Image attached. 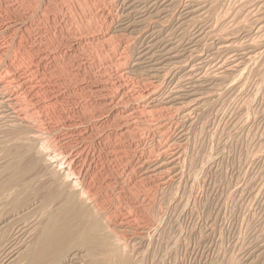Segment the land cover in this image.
Wrapping results in <instances>:
<instances>
[{"label": "rangeland", "instance_id": "374dc122", "mask_svg": "<svg viewBox=\"0 0 264 264\" xmlns=\"http://www.w3.org/2000/svg\"><path fill=\"white\" fill-rule=\"evenodd\" d=\"M130 1L131 0H128L129 3H130ZM137 1H136V3H132V5H130L131 3L129 4L127 2V0H49V1L48 0H0V49H2L4 51V53L6 54V55L4 54V56H5V59H4L5 64L6 63L9 64V65L11 64L13 67L15 66V68L19 69L18 70L19 72H25L26 75H24V73H22V74H20V76L25 78V79L27 77L28 81H30L31 77H32L33 79H32L31 82L32 83L33 82L36 83V85H38V83H39L40 86L45 88L46 87L45 85H47L49 83L48 85L52 89V90L50 89L51 90L50 94L53 93L54 96L56 95V97L59 98L58 99L59 102L57 101V103H54L52 105V107H51V109L53 108L54 110L53 109L49 110V108H44L45 106L42 107V110L41 109L34 110L33 108L31 110L27 109L28 113L30 111V114H28V117L31 118L30 119L31 122H34V125L37 126V128L38 127L40 128V129L38 128V131L42 130L41 131L42 134L39 132L40 137L43 135L42 137L45 138V139L42 138V137L40 138L41 140L43 139L40 142V145L43 146L44 148H45V146L46 147L48 146L47 149L51 148V150L57 151V152H59L61 147H62V149H63V150L61 149V151H62L61 153L62 154H65L66 152H68V150H72V145L74 146L73 147L74 149L75 148L76 149H82L83 152H85V153L86 152L91 153L92 151H94V149H96L97 151L96 150H95L96 152L94 151V156H97L98 154L100 156V155H103L105 152L109 151V150H107V145H106L107 141H105V140H103L101 138V137H107V138H109L108 139L109 142H112V141L114 142L113 144H117V145H119V144L120 145L121 144L122 145L123 144L124 145L129 144V145H131V149H128V150H126V149H127V147L129 145H127V146L123 145L125 147V150H123V151H125L127 153L126 157H129V155L130 156L132 155L133 157L135 156L134 159L139 158L140 157L139 156L140 152H143V151H145L144 155L148 154V156H150V158H158V157L162 158V157L166 156L165 158L167 160H168L169 157H170L169 159H171V157H173L170 153H172L174 155L177 152V149H179V148H180L179 150L181 152L182 151L183 152L186 151L184 153L183 152L181 153V157H180V160H179V162H180L179 165H180L182 174H180V176L179 175L176 176V175H173V174L170 175V171H169V173H167L168 172L167 171L165 173V179L166 180L164 181L165 184L163 183L164 185H162L160 183L162 181H160L158 183L157 180H154V179H153L154 180V184H153L152 183L153 180H152L151 177H147V178H145L147 180H145L141 176H138L139 174H137V169H136L138 166H136V165L133 166V169H134L133 172L135 171L133 173V175H134L133 177H135V178H133V180H135L137 182L136 183L134 181L135 186H137L135 188L137 189L138 192L141 191V193H139L140 195L142 194L144 197H146L148 195L150 197L149 198L147 196L146 197V202L143 203V205H146V206H143L141 201L139 202L138 205H140V204L142 205V207H140L141 205L139 206V209L142 208L141 210H139V211H141L139 213V217H140L141 220L137 219V223L132 222L133 225H135V224L139 225L142 221L144 223H146L145 221L148 222V220H149V222L147 224H149V225L152 224L151 223L152 222L151 220L153 218L152 215H155V214H152V213H154V212L155 213H157V212L159 213V216H160L161 221H162L161 222L162 224L160 225V228L157 230V233L154 234L153 237H150V239H152V238L153 239L152 240L149 239L148 243L142 244L139 239H136V240L133 241V244H134L133 245L134 246V250L132 251V260H133V262L135 260L136 261L139 260V258H140L141 264H148V263H150V264H153V263L154 264H232V263L233 264H239V263L240 264H252L253 262L256 263V264H264V251H263L264 250V78H263L264 75H262V74H264V64H263L264 61L261 59L258 62H261L262 64L257 62L255 65H253V69L251 67L252 70L249 69L248 70L249 72L247 71V73L249 75H247L246 80L247 79L248 80L247 81L245 80V83L243 85V89L245 91L242 88L241 89L244 92L243 91H237L236 94H239V95L236 96V97H239L238 99L236 98L237 101H235V95H236L235 92H232V94L228 93L227 94L229 96L228 97L226 94H222V93L220 94L219 86H218V88L216 87L215 89H216V91L219 94L218 97H220V98H217V100L215 99V102L213 104L214 106L210 105L211 107L210 108L208 107L207 109H205V111H202V113L201 112H196V113H194L193 115L190 116V120L194 119L192 121L193 125H191L190 129H189L188 125L181 129V127H182V123L180 122L181 118L179 116L178 117L174 116L171 119V122L173 123V125L167 123V124H165V127H163V129L157 130L158 126H156V125L159 124V122H157V121H158V119H159V121L161 120L160 118H157L158 117L157 115H160L161 113L155 112L157 110L159 111V109L155 110L156 106H157V108H159L158 106H160V105L158 103H160V99H162L163 97L167 96L165 94L171 93L173 91L172 89H174L173 88L174 85H172L170 80L173 77V74L176 75L178 72H175L176 71L175 69L172 70L171 71L172 73L171 72L169 73V76L166 79V82L164 81V83L157 84V82L155 80L153 81V79H151L150 77H148V81H145V83L147 82L146 84H149L148 85L149 87L145 86L146 88H148L147 90L153 89V87H155L154 85H158V87L161 86V89H162L163 92L161 91V95H160V97L157 98L156 101H154L155 103L153 101L151 102V100L143 99V96L141 97V91H143V90L146 91V88L144 87V83L141 82L138 78H136L137 77L136 75H134V74L131 75L132 73L130 74L128 72V70H126V69H128L131 66V62H132L131 60H134L136 53L139 51L140 48H142V46L144 47V44L142 43V41H140L139 43H138V41H136V39L138 38L136 34L133 35L132 33H129V32L127 33L126 32L125 34H128L129 36L125 35V34H124L125 35L124 36L123 33L121 34V32H120V34L116 33V29H115L116 28L115 26H117V23L119 21H124V22L130 21V22H132L135 19H136L135 21L139 20L138 17L135 16L136 14H134V11L132 13H130V15L132 14V16H130L131 18L129 17V19H132V20L123 19L125 15H128V12H129L128 8H130V6H133L134 9H137V8L139 9L140 8L141 9L140 12H141V14L144 15L145 18H146V16L149 17V15L152 16V14H147V12H149V10H150V12L153 11V9H154L153 8L154 7L153 4L143 5V3H141V1L140 2H137ZM160 1L161 0H157L156 1L155 7H160L161 6L160 5ZM187 2H186V0H178V1L176 0V2H175L176 4H174V5L172 4L170 6L169 13H168V15L165 18L164 17L163 18L162 17H160V18L150 17L147 20V22L150 20V22L153 23L157 19H160V20H157L156 22H158L161 26L170 27V28L174 29V27L172 26L173 25V21H174V19L179 18V15H182V10L186 7ZM138 4H139V6H138ZM143 6H144V8H143ZM145 7L146 8L148 7V9L149 8L150 9L148 10ZM173 7H175V8H173ZM237 8L238 9L240 8V9L238 10ZM247 8L248 9L250 8V10H248ZM143 9H146V11L143 10ZM257 10L255 8H252L250 5H246L244 0H233V1L232 0H227V2H225L224 6L219 8V10L216 11L215 19H217L218 22L215 20L216 23H214V25L216 26V29L220 30L223 33H225L226 31H228L226 33L232 32V30H229V29L234 28L235 26H237L236 23H240L243 20H247V19L250 20L251 16L254 13H256ZM144 11H145V13H144ZM121 14H123V15H121ZM101 16H102V18H101ZM119 17L121 18V20H120ZM152 18H153V21H152ZM168 18H169L170 21L168 20ZM80 19L82 21H79ZM89 19H90V21H89ZM150 22H148L149 25H148V23H145L146 25L144 24L145 27H143V28H145V30L147 29L146 31H148L152 27V25H151L152 23H150ZM165 23H166V25H165ZM167 23H170V24H167ZM147 25L150 28H148ZM192 29L191 30L189 29L190 31L188 30L191 33H189L187 31L188 33H186V35L187 34L188 35L186 37L189 39L190 37H195L198 34H200L201 37L203 36V38H205L204 41H202L204 43L201 42L200 43L201 45L199 44L197 46L198 48L193 46L192 49L193 48H195V49H193V50L191 49L192 51L189 50L190 53L187 50L188 52L186 51V53L184 54V56L186 57L185 60L187 62L185 60H182L184 57H182L180 59L181 61L179 60L180 62L185 61V62H183L182 65H185V64L191 65L192 67H194L195 70H198V72L207 73L206 72V70H207L208 73H211V72L213 73V71H215V72L217 71V69H216L217 66L215 67V64H217L219 61H222V57H223V61L225 60V62H227L228 60H229L228 62L231 61V59H232L231 56H230V59H229V56H227V58H226L222 54L218 53V50H216L217 49L216 46L215 47H213L214 45L211 46L213 43H215L216 40L213 38V36L211 37L210 35H203V34H207L206 30H202V32H200V31L196 32V28L193 29V30ZM135 33H137V31ZM130 34H132V35H130ZM260 34H261L260 36H263L261 38H264V31H262ZM135 35H136V37L134 38ZM192 35H195V36H192ZM92 37H94L95 39L97 38L96 40L98 41V44H97V41L94 38H92ZM210 37L213 40L210 39ZM174 38L173 39L175 41L176 40L180 41V40L177 39V38H180V36L178 37V35H176ZM90 39L91 40L93 39L92 43L93 42H95V43L92 44ZM24 41L25 42L28 41V42L25 43ZM87 41H88V43H87ZM119 41H122V43H123L122 44V48L120 50H118V49L116 50L117 44L119 43ZM131 41H133V42H131ZM31 43L33 44L34 47L31 45ZM99 43L103 44L104 48L103 47H99V46H101V45H99ZM208 44H209V46H208ZM19 45H21V46H19ZM29 45L32 46V47H30ZM22 46L27 48V49H31V50H29L30 51V55H31V52L34 51L31 56L35 55V58H37L38 61L42 60L40 62V64L38 65V67H40L38 70H37L38 67H36L37 63L36 62H32L33 64H31L30 60H33V59L29 60L27 58V56H30V55H28V54L26 56L23 55L24 59H26V60L28 59L27 60L28 62L26 61L27 63L23 62L24 59L22 60V57L20 55H18V54H21L20 50H18V48H22ZM202 46H204V47H202ZM132 47H134L135 50L132 49ZM101 48H103V49H101ZM137 48H139V49H137ZM198 49H200V51ZM14 50H16V51H14ZM98 50H99V52H98ZM136 50H138V51H136ZM185 50L186 49H183V52ZM194 50H196V53H194L195 52ZM100 51H101V54H100ZM104 51H106V52H104ZM109 51H111V52H109ZM214 51H215V53H214ZM16 52L18 54H16ZM39 52H41V53H39ZM49 52L52 55L51 54L48 55ZM72 52H73V54H72ZM123 52H124V54H123ZM191 52H193L194 54L191 53ZM59 53L64 54V55H59ZM105 53L107 54L106 56H105ZM133 53H134V55H133ZM217 53L219 55H217ZM97 54L98 55H102V56H97ZM189 54L191 55L190 57H189ZM199 54H200V56H199ZM37 55H39V56H37ZM58 55L61 56V57H59ZM131 55L134 58H131ZM186 55L190 59L187 60V56ZM194 55H196V56L198 55V58L200 57L199 61H197L196 63H194V60L192 59V58H195ZM214 55H215V57L217 56L216 59H214L215 58ZM41 56H42V58L43 57H45V58L42 59ZM46 56H49L50 58H47ZM53 56L54 57L58 56L60 59L58 57L54 58ZM67 56H68V58H67ZM110 56H111L112 59L110 58ZM211 56H212V58H211ZM73 57H75V58H73ZM120 58H121V60H120ZM18 59H19V61H18ZM48 59L50 61H48ZM54 59L55 60L57 59V60L55 61ZM211 59H214V60H211ZM51 60H53L55 62V64H54L53 61H52L53 62L52 63ZM216 60H218V61L216 62ZM59 61H60V63H59ZM61 61H62V63H61ZM113 61H114L115 65H117L116 67H114L115 65H113L114 64ZM17 62H19V64ZM103 62H105L104 63L105 65L103 64ZM207 62H209V63H207ZM24 63H25V65H24ZM43 63H44V65H43ZM108 63L111 66L113 65L112 66L113 69L111 68V66ZM116 63H118V64H116ZM120 63H123V64H120ZM28 64H31V65H28ZM106 64H108V65H106ZM17 65H18V67H17ZM95 65H96V67H95ZM194 65L195 66L199 65V67L197 68V66L195 67ZM0 66H2V65H0ZM43 66H45V67H43ZM254 66L257 68V70L255 69ZM125 67H127V68H125ZM23 68H25V69H23ZM109 68H111V69H109ZM260 68H263V69H260ZM49 69H51V70L49 71ZM105 69L106 70L108 69V71L109 70L110 71L108 72ZM58 70H60V71H58ZM253 70L256 71L257 74H255L256 72H253ZM1 71L2 70H0V72ZM45 71L49 72V73H46ZM81 71H82V73H81ZM251 71L253 72L252 74H251ZM260 71H263V72L260 73ZM2 72H4V73H0V82H1L0 83V86H1L0 87V91L2 90V87L6 88L5 89L6 91H4V89H3L0 94L2 95L3 93L5 94V93L9 92V94L11 93L13 95L14 92L15 93L20 92V85H19V83H17L18 81L16 79L12 80L11 74H10L11 71L10 70L9 71H5L4 68H3ZM29 72L31 73V75H30ZM50 72H52L51 73L52 75L50 74ZM103 72L105 74H103ZM35 73H37L38 76ZM121 73H122V75H121ZM124 73H126V74H124ZM108 74L113 79H111ZM129 75H131L129 77L130 79L128 78ZM171 75H172V77H171ZM260 75H262V77ZM40 76L41 77L44 76V77L41 78ZM117 76H118V78H117ZM122 76L123 77L127 76V77H126V79L124 78V80H122V78H123ZM132 76L133 77L136 76L135 78L137 80L134 79ZM177 76L178 77H176V78L179 80V79H182L183 75L182 74H178ZM252 76H253V78H251ZM39 77H40V79H42L41 80L42 82L40 81ZM119 77H122L121 81L125 83L124 86L126 88V91H124L125 93H124L122 99H120V98L119 99H115L114 103L118 102L117 103L118 104L117 105L118 109H123L124 107H126V105H129L128 103H130V101H131V103H134L136 105V106L135 105L134 106L136 107V110L138 109L137 110V114L139 116L143 114L142 116L144 117V115H145L146 116L145 118H147V120L150 121L151 125H153L152 123H155V120H156V123H158V124L155 123L154 125L156 127L152 129V131H155V133H157L159 131L157 134H155L154 139H153L152 136H149V135H147L148 137H146L144 132H142V133L140 132L141 134L140 133L137 134L140 140L143 139L142 142H143L144 145H140V144L138 145V143H137L138 142L137 141L138 137H137V139H135V138L132 139V137L130 136L129 137L130 140H129L128 137L122 138L119 135L118 126H119V123H121L123 121L119 120L118 117H117L118 119L115 117V119L113 118L114 120H112V117H114V115L113 116H109L108 115V111L109 112H110V110L112 111V108L110 109L109 105L102 104L101 100L104 99V96L103 95L101 96L97 92L98 89L100 90V87L102 88L104 86L105 87L108 86V88H107L108 92L110 91L109 90L110 88L112 90V93H111V91L109 92L110 97H114V96L116 97V95L114 94V92H115L114 89H116V92H117V85L115 87L114 86V82H115V80H116V82L119 81L118 80V79H120ZM45 78L47 79L46 81H45ZM258 78H260V79L258 80ZM106 79L108 80V82H106L107 81ZM142 79H145V78L142 77ZM104 80H106V81H104ZM35 81H37V82H35ZM44 81L47 84H45V83L41 84ZM48 81H50V82H48ZM259 81L262 83V84H258L260 87L257 86V83H260ZM6 82H8V83H6ZM255 83H256V85H255ZM2 84L3 85L6 84V85L3 86ZM50 84H52V85L50 86ZM136 84L137 85L139 84L140 87L137 86ZM168 84L172 85V86L169 85L170 88H171V92H169L170 88H169ZM134 85H136V86H134ZM82 86H83V88H82ZM132 86H133V88H132ZM184 86H185V83H184ZM256 86H257V89H259V91L256 89ZM164 87H166V88H164ZM13 88L15 89L14 92H13V90H14ZM134 88L135 89L137 88V89L135 90ZM220 88H221V86H220ZM96 89H97V91H96ZM139 89H141V91ZM167 89H169V90L167 91ZM84 90H85V92H84ZM89 91H91L93 93H91ZM255 91H256V93L258 92L257 93L258 95L255 93ZM57 92L59 93V96L57 95L58 94ZM87 92H89V93H87ZM208 92H209L208 90L206 92H204L203 93L204 94L203 97H207L206 95L209 94ZM55 93H57V94H55ZM111 94H113V95H111ZM126 94H128V95H126ZM136 95H139V96H136ZM126 96L127 97L131 96V97L127 98ZM230 97H232V99ZM248 97H249V99H248ZM41 98H42V96H41ZM229 98H230L231 101L233 100V103L235 102L234 104L236 106L234 104H231L232 102L228 101ZM246 98L248 99V101L245 102V104H243L244 103L243 100H247ZM134 99H136V100H134ZM219 99H220V101H219ZM19 100H21V101H19ZM60 100H62V101H60ZM65 100H66V102H68V104H66ZM88 100H89L90 104L88 103ZM120 100H123V101H120ZM251 100H254V101H251ZM73 101H75V103ZM126 101L128 103H126ZM134 101H137V103L134 102ZM227 101L231 105H233L234 108ZM18 102H19L20 105L23 104V103H21V102H23L22 97L21 98L19 97ZM84 102H86L87 104L84 103ZM241 102H243V103H241ZM76 103H78V104H76ZM99 103H100V105H99ZM215 103H217V104H215ZM240 103L242 104V107L244 109L241 107ZM248 103H250V104H248ZM19 104L16 105V106H19ZM145 104H146V106L148 105L147 106L148 108L145 106ZM54 105H55V107H54ZM84 105H85V107H84ZM86 105H87V109H86ZM93 105L95 106V108H94ZM149 105H150V107H149ZM215 105H217L218 108ZM221 105L224 107L223 109H222ZM226 105H227V107H226ZM248 105L249 106L251 105V106L249 107ZM90 106L91 107L93 106L92 109L94 108L93 109L94 112H92V110L89 111V109H91ZM106 106H108V107H106ZM81 107H82V109H81ZM96 107H98V109H96ZM229 107H231V108H229ZM19 108L20 107H18V109ZM60 108H61V111L59 110ZM64 108H66V109H64ZM146 108H147V110H146ZM151 108L153 110H155V111L152 110L153 111L152 112ZM239 108H241L240 109L241 111L239 110ZM22 109H23V111H20V113L23 114V113H25L23 105H22L21 110ZM84 109H85V111H84ZM142 109H143L144 112L142 111ZM148 109L150 110L149 115L146 112V111H148ZM247 109H248V111H247ZM136 110L134 112H136ZM215 110H217V111L220 110V111L217 112V114H216ZM222 110L225 111V112L223 111V114H222ZM36 111L38 112V115H37ZM53 111H55V112L56 111L65 112L68 115L69 120L72 121L75 124L76 127L68 129V130L65 129L66 127L63 125L64 123L62 122L61 119H59V116L57 117V115H55V112H53ZM67 111H68V113H67ZM74 111H76V112H74ZM82 111H84V113ZM86 111L88 112L89 116L87 115ZM211 111H212L213 114L211 113ZM31 112L33 113V115H31ZM247 112H248V114H247ZM48 113L52 114L53 116H50V114L48 115ZM40 115H41L42 118L38 117ZM155 115H156V117H154ZM45 116H47V117H45ZM90 116H91V118H89ZM222 116H223V118H222ZM53 117H54L55 121H54ZM76 117L78 118L79 121L76 119ZM82 117H84V118H82ZM151 117H153L154 119H152ZM159 117H161V116H159ZM51 118H52V120H51ZM73 118L76 119V120H73ZM93 118H95L96 120H94ZM103 119H104V121H102ZM110 119L112 121H110ZM195 119L197 121L199 120L198 123H197V121ZM36 120H37V122H36ZM40 120H45V121H41L40 122ZM47 120H48V122H47ZM59 120H61V122ZM49 121H51V122H49ZM151 121H152V123H151ZM56 122H57V124H56ZM112 122L114 124H110ZM175 122H176V124H175ZM48 123H49V125H48ZM61 123H62V125H61ZM82 123H83V125H81ZM87 123H88V125H87ZM116 124H117V126H116ZM56 125H57V127H56ZM97 125H98V127H97ZM107 125H108V127L111 126V125H112L111 127H113V126L114 127H113V129L109 128L110 129L109 130ZM44 126L45 127L47 126V127L44 128ZM89 126L92 127V128H90ZM51 127H53V128H51ZM59 127H60V130H59ZM93 127L95 128L94 130H93ZM55 129H56V131H55ZM61 129L63 131L65 130V132H63ZM164 129H166V130H164ZM50 130H51L52 134H50V132L47 133ZM58 130H59V132H57ZM191 130H193V132ZM214 130H215V133H214ZM60 131H61V133H60ZM91 131L92 132L95 131V132H97L99 134L96 133V135H97L96 136V135H94L95 132L92 133ZM161 131H162L163 134L161 133ZM186 131L187 132L189 131V132L187 133ZM54 132H55V134H54ZM69 132H71L72 135H70ZM83 132H84V134H83ZM89 132H90L91 135H88V137L87 136L86 137H82L81 136V134L85 136V133L89 134ZM212 132H213L214 135L215 134L216 135L213 136ZM116 133H117V137L115 135ZM161 134L163 135V138L161 137L162 136ZM182 134H186V135H184L186 137H181ZM156 135H157V137H156ZM159 135H161V136H159ZM174 135H175V139L173 137ZM91 136L93 137V139H92ZM211 136H212V139H211ZM64 137L67 140H69V142ZM80 137L84 138V139H80ZM112 137L113 138L116 137V138H114L116 140H114ZM159 137H160V139H159ZM188 137H192L193 139L192 138H188ZM77 138H78V140H76ZM119 138L123 139V140H120ZM149 138H151V139H149ZM156 138L159 139V142L157 141L158 139H156ZM73 139H75L76 141L73 140ZM165 139H167V141ZM189 139H191L192 141L191 140L190 141H186V140H189ZM44 140H45V142H44ZM80 140H81V142H79ZM82 140H83V142H82ZM118 140L120 142L121 141L122 142L120 143ZM124 140H125V142H123ZM128 140H129V142H128ZM85 141H86V143H85ZM100 141L102 142V144L100 143ZM104 141H105V143H104ZM131 141H132V143H131ZM178 141L180 143H182L183 145L181 146V144H177ZM185 141L187 143H185ZM65 142H67V143H65ZM91 142H93V144ZM153 142H156V143H153ZM171 142H173V143H171ZM74 143H76V144L74 145ZM66 144H68V145H66ZM173 144H175V145H173ZM187 144H188V146H190V147L187 146L189 151L187 150V147H185ZM84 145L85 146L86 145H90V148H89V146H86L87 148L86 147L84 148ZM102 145H104V146L106 145V146L102 147V148L98 147V146H102ZM66 146H69V147H66ZM70 146H71V148H70ZM138 146H139V148H138ZM173 146L176 147V148H174ZM179 146H181V147H179ZM157 147H159L160 151L159 150L156 151ZM183 147L186 148V149H184ZM104 148H105V150H104ZM133 148H134V151H133ZM170 149H172V150H170ZM153 150H154V152H153ZM207 150H208L209 153L210 152L212 154L214 153V155L210 156L212 154H208V152H206ZM98 151H101V152L99 153ZM147 151H148V153H147ZM174 151H175V153H174ZM152 152H153V154H150ZM158 152L159 153L162 152L163 154L162 153L158 154ZM167 152L169 153V155H167L168 154ZM164 153H166V154H164ZM187 154H189V156ZM204 154H205V157L202 158ZM206 154H208V155L206 156ZM153 156H155V157H153ZM208 156H210V158ZM211 157H212V159L214 157H216V158L213 159V161H212ZM205 158L207 160H209V161H205ZM99 159H100V157H99ZM192 160H193V162H192ZM199 161H203V162H199ZM113 162H109L111 166L113 165L112 164ZM187 162L189 163V166H188ZM207 162H208V164H207ZM211 162L214 165H212ZM199 163L201 165H199ZM202 163H203L204 166H202ZM0 165L2 166L1 162H0ZM194 168L198 169V170H195ZM210 168H211V170H210ZM190 169H191V171L193 170L192 174L189 172ZM198 172H201V173H198ZM195 175H197V177ZM199 175H200V177H199ZM168 177H171V178H168ZM136 178H137V180H136ZM179 178H180V180H179ZM176 179H177V181H176ZM200 179H201V181H200ZM139 180H142L141 183L142 184L144 183V184L143 185L140 184ZM148 180L150 182H148ZM168 180H170V181H168ZM194 180H195V182H193ZM196 181L199 182V183H197ZM155 182L158 183L159 185L156 184ZM240 182H241V184H239ZM151 184H153V185H151ZM173 184L175 185V187H174ZM238 184H239V186H238ZM145 185H146V189L144 188ZM150 185L152 187H150ZM156 185H157V187H156ZM158 187H160V188H158ZM169 187H171V188H169ZM123 188H124V192H125V186H123ZM150 188H151V190H150ZM191 188H193V189H191ZM156 189L159 190V191H157ZM169 189H171V190L169 191ZM172 189L174 190V192H173ZM145 190H146V192H145ZM176 191L179 192V194ZM110 192L106 191V192L103 193L105 195L104 197H106L107 195H111L112 194L111 197L114 196L112 198H114V200H116L114 202V203H116V204H114V206H112V207L108 206V209L111 208L110 212L112 213V210L115 209L113 207H117V209L121 208L119 210H123L124 213L122 212V214H125V212H127L128 209L124 207L125 206V203H124L125 200H121V198L123 197V199L124 198L127 199V196L129 197V192L126 191L125 193L127 195L125 194V197L122 196L121 198L116 193L114 194V192H111V194H110ZM147 192L149 194H147ZM170 192H172V193H170ZM191 192H192V194H191L192 196L190 195ZM180 193H181V195H180ZM193 193H194V195H193ZM116 195L119 197V199H118V197ZM172 195H173V197H171ZM151 197L154 199V201H153V199ZM132 198H134V197H132ZM132 198L129 197V199H132ZM168 198H169V200H168ZM117 199H118V203H117ZM179 199L182 200L183 202H180ZM186 199H187V201H186ZM193 200H194V202H193ZM121 201H122V203L120 205ZM147 202L149 203L148 206L150 205L149 208L147 206ZM159 202H161V204H159ZM166 202L167 203L169 202L168 205H167ZM123 204H124V206H123ZM151 204H155V206L154 205L152 206ZM163 204L167 206V209H166V206H163ZM177 204H179V205H177ZM177 206H178V208H175ZM249 206H251V207H249ZM144 207H146L145 208V210L147 212L146 214H145ZM158 207H160V208H158ZM181 207H182V209H181ZM147 208L149 209L148 211H149L150 215H149V213L147 211ZM124 209H126V210L124 211ZM174 209H176V210H174ZM165 210H167V211H165ZM113 212H114V210H113ZM161 213H164V214H161ZM7 214L9 216L10 215L13 216L15 214V212H10V213L7 212L6 215L3 216V218L5 217V219H7L8 218ZM145 215H149L150 219L146 218L148 216H145ZM162 215H163V218H162ZM11 216H10V219H11ZM34 218H36V216H33L32 218L30 217V219H25V220L23 219L21 221L22 223L20 221L19 222L15 221L14 224L12 225V229L14 228L13 229L14 231L16 229H17L16 231H18L19 229L27 228L29 223L31 224L32 223L31 221L34 220ZM164 218H165L166 221H169L170 223L166 222L164 220ZM241 220H242V222H241ZM138 221H139V224H138ZM15 223L16 224L19 223L18 224L19 225L18 228H17V225ZM167 223L170 226H167L168 225ZM14 225L16 227H14ZM140 225H142V223ZM165 226H166V228H165ZM168 228H170V229H168ZM261 230H263V231H261ZM118 231H119V235L120 234H121L120 236L124 235L126 239L131 237L129 235H133L134 236L133 233L129 234L128 231H126V229H125V232H123L124 231L123 228L119 229V230H115V233L117 234V236H118V233H117ZM21 233H20V230H19L17 235H16L17 239L19 238L18 240H22V238H23V235H21ZM162 233H164V234H162ZM175 233H176V236H175ZM19 236H21L22 238L19 237ZM158 236H159V238H158ZM136 237L138 238V236H136ZM179 237H180V239H179ZM155 238H157V239H155ZM164 238H166L167 240L164 239ZM173 238H174V240H173ZM137 240H139V241L137 242ZM169 240H171V242ZM151 241H152V243H151ZM172 241H173V243H172ZM134 242L135 243L137 242V244H136L137 247L135 246ZM163 242L168 243L169 245L166 244L167 245L166 246L165 243H163ZM149 244H151V245H149ZM130 245H132V244H130ZM146 245H147V247H146ZM159 246H160V248H158ZM161 247H163L164 250ZM166 247H170V248L168 249ZM151 248H152V250H151ZM173 248H174V251H173ZM146 249H148L149 251L148 250L146 251ZM166 250H168V251H166ZM170 250H172V251H170ZM143 252H144V254H143ZM140 253H141V255H140ZM145 253H147V255ZM145 256H147V257H145ZM148 259H149V261H148ZM145 260L147 261L146 263H145ZM152 260L154 262H152ZM250 261H253V262H250ZM248 262H250V263H248Z\"/></svg>", "mask_w": 264, "mask_h": 264}, {"label": "bare ground", "instance_id": "6f19581e", "mask_svg": "<svg viewBox=\"0 0 264 264\" xmlns=\"http://www.w3.org/2000/svg\"><path fill=\"white\" fill-rule=\"evenodd\" d=\"M49 1V0H48ZM137 0H131L130 3L127 2L132 5V3H136ZM143 3V5H147V4H153V11L150 12V8L148 9V7L146 9L149 10V12H147V14H152L148 16H146V18L144 17L143 14H141L140 12V8L138 9H134L133 6H130L128 15H125L123 19H129L130 16H132V14L130 15V13H132L134 11V14H136L135 16L138 17L139 20L137 21H119L117 23V26H115L116 28V33L121 32V34L123 33V35L127 32L132 33L133 35L136 34L137 35V39L136 41H138V43L140 41H142V43L144 44V47L142 46V48H137L139 49L136 50L138 51L135 55L134 60H131V66L126 69L128 70V72L131 75H136V76H132L134 79L138 78L141 82L144 83V87L148 86L149 84H146L145 81H148V77H150L151 79H153V81L155 80L157 82V84L160 83H164V81L166 82V79L169 76V73L172 70H176L175 72H178L176 75L173 74V77L171 75V80L170 82L172 83L173 91L171 92V88L168 84L169 89H167V91L169 90L168 94H165L167 96L163 97L162 99H160V103H158L160 106H158L159 111H155L151 108V111H155V112H159L161 113L160 115H157V118H160L161 120L156 123L158 124L156 126H158L157 130L163 129V127H165V124L169 123L172 124L171 119L172 117L176 116V117H180L181 118V123H182V127H185L188 125L189 129L191 127V125H193V120H190V116L193 115L196 112H201L205 111V109H207L208 107L210 108V105H213L215 102V99L217 100L218 97V92L216 91V87L218 88L219 86V92L220 94H228L232 92H235V94L237 93V91H243V85L245 83V80L247 78V75H249L247 73V71L250 69H253V65H255L258 61H260L261 59L264 61V38H261L263 36H260L261 32L264 31V0H244L246 5H250L252 8H255L257 11L256 13H254L251 16V19H247V20H243L240 23H236L237 26H235L234 28H231L229 30H232V32L226 33L228 31H226L225 33L221 32L220 30L216 29V26L214 25L215 20L217 21V19H215V13L217 10H219V8L223 7L225 2H227V0H186L187 4L186 7L182 10V15H179V18L174 19L173 21V28L170 27H164L161 26L158 22H156L157 20L160 19H155V22H150V20L148 22L152 23V27L151 29H149L148 31L145 30L144 24L148 23L147 20L150 17L153 18H160V17H166L169 13V9L170 6L173 4H176V0H161L160 1V7H155L156 5V1L157 0H138L137 2ZM178 1V0H177ZM233 1V0H232ZM111 2V1H110ZM181 2V1H180ZM33 3V2H32ZM109 3V2H108ZM127 3V4H128ZM184 4V3H183ZM7 5V4H6ZM158 5V4H157ZM181 5V4H180ZM48 6V5H47ZM139 6V4H138ZM141 6V5H140ZM149 6V5H148ZM152 6V5H151ZM150 6V7H151ZM179 6V5H178ZM177 6V7H178ZM184 6V5H183ZM6 7V6H5ZM101 7V6H100ZM136 7V6H135ZM176 7V6H175ZM173 7V8H175ZM144 8V6H143ZM182 8V7H181ZM100 9V8H99ZM146 9H143L146 11ZM177 9V8H176ZM175 9V10H176ZM238 9V8H237ZM240 9V8H239ZM238 9V10H239ZM248 9V8H247ZM39 10V9H38ZM178 10V9H177ZM180 10V9H179ZM250 10V8L248 9ZM253 10V9H252ZM123 11V10H122ZM126 11V10H125ZM144 11V13H145ZM237 11V10H236ZM246 11V10H245ZM117 12V11H116ZM176 12V11H175ZM181 12V11H180ZM37 13V12H36ZM123 13V12H122ZM38 14V13H37ZM218 14V13H217ZM249 14V13H248ZM45 15V14H44ZM102 15V14H101ZM123 15V14H121ZM177 15V14H176ZM247 15V14H246ZM119 16V15H118ZM134 16V17H135ZM226 16V15H225ZM87 17V16H86ZM113 17V16H112ZM111 17V18H112ZM121 17V16H120ZM119 17V18H120ZM136 17V18H137ZM174 17V16H173ZM222 17V16H221ZM249 17V16H248ZM41 18V17H40ZM98 18V17H97ZM102 18V16H101ZM122 18V17H121ZM120 18V20H121ZM131 18V17H130ZM152 18V21H153ZM218 18V17H217ZM55 19V18H54ZM53 19V20H54ZM219 19V18H218ZM236 19V18H235ZM242 19V18H241ZM85 20V19H84ZM132 20V19H129ZM169 20V18H168ZM230 20V19H229ZM79 21H82L81 19ZM90 21V19H89ZM162 21V20H161ZM170 21V20H169ZM168 21V22H169ZM113 22V21H112ZM167 22V21H166ZM218 22V21H217ZM233 22V21H232ZM231 22V23H232ZM82 23V22H81ZM86 23V22H85ZM83 24V23H82ZM170 24V23H167ZM146 25V24H145ZM149 25V23H148ZM147 25V26H148ZM166 25V23H165ZM218 25V24H217ZM230 26V25H229ZM7 27V26H6ZM148 28H150L148 26ZM195 29L196 28V32H202V30H206L207 34H203V35H210L211 37L213 36V38L216 40L215 43H213L211 46L213 47H217L216 50H218V53L222 54L224 57L227 58V56L232 57L230 62H225V60L223 61V57H222V61H219L217 64H215V67L217 66V71H213V73H208V71L206 70L207 73H203V72H198V70H195L194 67H192L191 65H182L183 62H185L186 57L184 56V54L186 53V51L190 50L192 51V47L195 46L196 48H198L197 46L204 41L205 38H203V36L201 37L200 34H196L192 35L195 37H190L189 39L186 37V33H188L191 29ZM218 28V27H217ZM17 29V28H16ZM190 29V30H189ZM192 29V30H193ZM225 29V28H224ZM145 30V31H144ZM189 30V31H188ZM38 31V30H37ZM115 31V30H114ZM137 31V33H135ZM188 31V32H187ZM225 31V30H224ZM6 32V31H5ZM55 32V31H54ZM113 32V31H112ZM191 33V32H189ZM206 33V32H205ZM130 34V35H132ZM128 35V34H125ZM124 35V36H125ZM136 35L134 36V38L136 37ZM178 35V37L180 36V38H177L180 41H175L174 37ZM113 36V35H112ZM129 36V35H128ZM28 37V36H27ZM186 37V38H185ZM210 37V39H212ZM14 38V37H13ZM21 38V37H20ZM30 38V37H29ZM94 38V37H92ZM133 38V39H134ZM174 38V39H173ZM192 38V39H191ZM87 39V38H86ZM85 39V40H86ZM95 39V38H94ZM97 39V38H96ZM95 39V40H96ZM115 39V38H114ZM22 40V39H21ZM91 40V39H90ZM93 40V39H92ZM91 40V43H92ZM110 40V39H109ZM213 40V39H212ZM211 40V41H212ZM26 41V40H25ZM24 41V42H25ZM37 41V40H36ZM97 41V40H96ZM114 41V40H113ZM134 41V40H133ZM131 41V42H133ZM175 41V42H174ZM23 42V41H22ZM28 42V41H27ZM25 42V43H27ZM39 42V41H38ZM135 42V41H134ZM214 42V41H213ZM11 43V42H10ZM79 43V42H78ZM85 43V42H84ZM88 43V41H87ZM86 43V44H87ZM90 43V42H89ZM95 43V42H93ZM92 43V44H93ZM111 43V42H110ZM204 43V42H202ZM91 44V45H92ZM98 44V41H97ZM122 41H119V43L117 44V48L116 50H120L122 48ZM132 44V43H131ZM22 45V44H21ZM19 45V46H21ZM31 45L33 46V44L31 43ZM95 45V44H94ZM99 47H103V44L99 43ZM103 45V46H102ZM133 45V44H132ZM201 45V44H200ZM5 46V45H4ZM24 46V45H23ZM22 48H18V50H20L21 54H18L16 52V54L20 55L23 58V55H30V51L31 49H27L25 47ZM30 46V45H29ZM30 46V47H32ZM80 46V45H79ZM82 46V45H81ZM84 46V45H83ZM87 46V45H86ZM90 46V45H89ZM93 46V45H92ZM136 46V45H135ZM134 46V47H135ZM139 46V45H138ZM209 46V44H208ZM3 47V46H2ZM34 47V46H33ZM88 47V46H87ZM94 47V46H93ZM134 47H132V49H134ZM204 47V46H202ZM207 47V46H206ZM14 48V47H13ZM12 48V49H13ZM101 48V49H103ZM212 48V47H211ZM34 49V48H33ZM32 49V50H33ZM46 49V48H45ZM93 49V48H92ZM91 49V50H92ZM95 49V48H94ZM124 49V48H123ZM131 49V50H132ZM183 49H186L183 52ZM192 49V50H191ZM202 49V48H201ZM41 50V49H40ZM50 50V49H49ZM73 50V49H72ZM90 50V49H89ZM100 50V49H99ZM98 50V52H99ZM135 50V49H134ZM200 51V49H198ZM214 50V49H213ZM16 51V50H14ZM38 51V50H37ZM95 51V50H94ZM187 51V52H188ZM189 51V53H190ZM196 53V50H194ZM212 51V50H211ZM34 51L31 52V55ZM56 52V51H55ZM90 52V51H89ZM92 52V51H91ZM97 52V51H96ZM95 52V53H96ZM106 52V51H104ZM111 52V51H109ZM37 53V52H36ZM41 53V52H39ZM38 53V54H39ZM94 53V54H95ZM120 53V52H119ZM193 53V52H191ZM193 53V54H194ZM215 53V51H214ZM217 53V55H219ZM4 51L2 49H0V70L3 71V68L5 71H11V78L12 80L16 79L20 85V92L15 93V89L13 90L14 94L12 95L11 93H3L2 95L0 94V162L2 164V166L0 167V264H141V260L139 258V260H135L133 262L132 260V251L134 250V244L133 241L136 239H139L140 242L142 244L148 243V240L150 239V237H153L154 234L157 233V230L160 228V225L162 224L161 222V218L159 216V213H152L155 215H152V224H147L149 222L145 221L146 223H144L143 221L141 222L142 225L139 224H135L133 225L132 222L137 223V219H140L139 217V213L141 211V209H139L138 205L139 202L143 203L146 202V197H144L142 194V196L139 194L141 193L137 191V189L135 187L133 177V166L136 165L138 166L137 169V174H139L138 176H141L142 178H147V177H151L152 180H157V182H160L162 185H164V181L165 179V173H169L170 171V175H179L182 174L181 172V168L179 165V160L181 157V152L179 149H177V152L175 153L174 151V155L172 153H170L173 157H171V159L168 158V160L165 157H158V158H150V156H148V154L144 155V152H140V157L134 159V157L131 155H129V157H126V152L123 151L125 150L124 146L127 145H117V144H113L114 142H109V138L107 137H101L103 140L107 141L106 145H107V152H105L103 155L99 154L97 156H94V151L96 149H94V151H92L91 153L89 152H83L82 149H74L73 145H72V150H68V152H66L65 154H62L61 149L59 152L57 151H53L50 149H47L48 146L45 148L43 146L40 145V142L43 140H41L39 135V132L42 134V130L38 131L37 126L34 125V122H31V118L28 117V114H30V111L28 113L27 109H41L42 107L45 106L44 108H49V110L51 109L52 105L54 103H57V101L59 102V98L56 97V95L54 96L53 93L50 94V91L52 90L49 87V83L47 84L45 81L47 80L45 78V81L41 84H47L45 85L46 87L43 88L42 86L36 85V83H32V77L31 80L28 81L27 77L26 79L21 77L20 74L25 72H19L17 68H15V66L13 67L11 64H5V56H4ZM45 54V53H44ZM51 54L50 52L48 53V55ZM58 54V53H57ZM73 54V52H72ZM71 54V55H72ZM101 54V51H100ZM115 54V53H114ZM113 54V55H114ZM124 54V52H123ZM131 54V53H130ZM6 55V54H5ZM8 55V54H7ZM27 56V58L33 59L30 60L31 64H33L32 62H36L37 66L40 64V62L42 60H37V58H35V55L33 56ZM47 55V54H46ZM52 55V54H51ZM59 55H64L59 53ZM58 55V56H59ZM70 55V54H69ZM107 54L105 53V56ZM109 55V54H108ZM134 55V53H133ZM210 55V54H209ZM39 56V55H37ZM36 56V57H37ZM55 56V55H54ZM53 56V57H54ZM56 56V57H58ZM97 56H102V55H98ZM116 56V55H115ZM114 56V57H115ZM187 56V55H186ZM191 55L189 54V57ZM195 58H192L194 60V63H196L197 61H199L198 55H194ZM193 56V57H194ZM200 56V54H199ZM7 57V56H6ZM47 58H50L49 56H46ZM52 57V58H53ZM54 57V58H56ZM61 57V56H59ZM58 57V58H59ZM64 57V56H63ZM71 57V56H70ZM113 57V58H114ZM184 57L182 60H185L183 62H180L181 58ZM187 56V60L190 59ZM207 57V56H206ZM215 57V55H214ZM213 57V58H214ZM8 58V57H7ZM6 58V59H7ZM35 58V59H34ZM42 58V56H41ZM45 58V57H43ZM42 58V59H43ZM68 58V56H67ZM72 58V57H71ZM70 58V59H71ZM75 58V57H73ZM102 58V57H101ZM111 58V56H110ZM212 58V56H211ZM217 56L214 58L216 59ZM225 58V59H226ZM9 59V58H8ZM21 59V58H20ZM27 59V60H28ZM60 59V58H59ZM112 59V58H111ZM207 59V58H206ZM211 59V60H214ZM220 59V58H219ZM26 59H24L23 62L27 61ZM55 60V59H54ZM57 60V59H56ZM55 60V61H56ZM63 60V59H62ZM109 60V59H108ZM107 60V61H108ZM121 60V58H120ZM123 60V59H122ZM180 60V61H179ZM201 60V59H200ZM17 61V60H16ZM19 61V59H18ZM48 61H50L48 59ZM53 60H51L52 62ZM103 61V60H102ZM116 61V60H115ZM208 61V60H207ZM218 60H216L217 62ZM262 61V62H263ZM7 62V61H6ZM28 62V61H27ZM26 62V63H27ZM45 62V61H44ZM54 62V61H53ZM52 62V63H53ZM112 62V61H111ZM123 62V61H122ZM187 62V61H186ZM192 62V61H191ZM19 64V62H17ZM60 63V61H59ZM62 63V61H61ZM102 63V62H101ZM105 62H103L104 64ZM110 63V62H109ZM108 63V64H109ZM114 63V61H113ZM119 63V62H118ZM116 63V64H118ZM125 63V62H124ZM127 63V62H126ZM130 63V62H129ZM189 63V62H188ZM209 63V62H207ZM261 63V62H258ZM15 64V63H14ZM23 64V63H22ZM28 64V65H31ZM47 64V63H46ZM55 64V62H54ZM57 64V63H56ZM99 64V63H98ZM106 64V65H108ZM123 64V63H120ZM198 64V63H197ZM200 64V63H199ZM212 64V63H211ZM262 64V63H261ZM264 64V63H263ZM25 65V63H24ZM23 65V66H24ZM44 65V63H43ZM52 65V64H51ZM105 65V64H104ZM103 65V66H104ZM110 65V64H109ZM115 65V63L113 64ZM112 65V66H113ZM127 65V64H126ZM46 66V65H45ZM43 66V67H45ZM48 66V65H47ZM80 66V65H79ZM111 66V65H110ZM111 66V68H112ZM117 65H115L114 67H116ZM123 66V65H122ZM125 66V65H124ZM177 66V67H176ZM195 66V65H194ZM197 68L199 67V65H196ZM195 66V67H196ZM18 67V65H17ZM20 67V66H19ZM28 67V66H27ZM53 67V66H52ZM85 67V66H84ZM96 67V65H95ZM109 67V66H108ZM192 67V68H191ZM211 67V66H210ZM252 67V69H251ZM255 67V66H254ZM22 68V67H21ZM26 68V67H25ZM23 68V69H25ZM40 67L37 68V70ZM54 68V67H53ZM52 68V69H53ZM98 68V67H97ZM102 68V67H101ZM109 68V69H111ZM127 68V67H125ZM214 68V67H213ZM42 69V68H41ZM45 69V68H44ZM48 69V68H47ZM82 69V68H81ZM113 69V68H112ZM115 69V68H114ZM215 69V70H216ZM255 69L257 70V68L255 67ZM263 69V68H260ZM28 70V69H27ZM32 70V69H31ZM51 69H49L50 71ZM54 70V69H53ZM52 70V71H53ZM106 70V69H105ZM104 70V71H105ZM211 70V69H210ZM0 72V73H4V72ZM25 71V70H24ZM41 71V70H40ZM60 71V70H58ZM57 71V72H58ZM62 71V70H61ZM108 71V69L106 70ZM105 71V72H106ZM110 71V70H109ZM108 71V72H109ZM112 71V70H111ZM116 71V70H115ZM19 72V73H18ZM43 72V71H42ZM46 72V71H45ZM63 72V71H62ZM61 72V73H62ZM79 72V71H78ZM107 72V73H108ZM123 72V71H122ZM205 72V71H204ZM249 72V71H248ZM253 72H256L253 70ZM251 71V74L253 73ZM263 71H260V73ZM27 73V72H26ZM30 73V72H29ZM49 73V72H46ZM45 73V74H46ZM52 72H50L51 74ZM82 73V71H81ZM112 73V72H111ZM110 73V74H111ZM116 73V72H115ZM114 73V74H115ZM172 73V72H171ZM174 73V72H173ZM259 73V72H258ZM37 74V73H35ZM34 74V75H35ZM44 74V73H43ZM103 74H105L103 72ZM120 74V73H119ZM126 74V73H124ZM123 74V75H124ZM128 74V73H127ZM178 74H182V79H177L176 77H178ZM257 74V72L255 73ZM254 74V75H255ZM31 75V73H30ZM47 75V74H46ZM52 75V74H51ZM50 75V76H51ZM93 75V74H92ZM95 75V74H94ZM109 75V74H108ZM112 75V74H111ZM116 75V74H115ZM114 75V76H115ZM122 75V73H121ZM129 75L128 78L131 76ZM264 75V74H262ZM262 75H260L262 77ZM28 76V75H27ZM33 76V75H32ZM36 76V75H35ZM38 76V74H37ZM113 76V75H112ZM119 76V75H118ZM117 76V78H118ZM140 76V77H139ZM258 76V75H257ZM25 77V76H24ZM34 77V76H33ZM41 77V76H40ZM39 77V79H40ZM44 77V76H42ZM41 77V78H42ZM98 77V76H97ZM110 77V75H109ZM123 77V76H122ZM118 79L119 81L114 82V86L116 87L117 85V92L116 89L114 94L116 95V97H110L109 92L112 90L111 88L109 89L110 91L108 92L107 87H100V90L96 89V91L102 96H104V99L101 100L102 104L105 105H109V108H112V111L110 110V112L108 111V115L109 116H113L112 120L115 119V117L119 118V120L123 121L121 123H119L118 126V131H119V135L122 138L125 137H132L137 139L138 137V133H142L144 132L145 136L148 137L152 136L153 139L155 137V131H152L153 128H155L156 126L154 125L155 123H151L153 125L150 124V121L147 120V118H145L146 116L144 115V117L142 115H138L137 114V110H136V105L134 103H128L126 101V103H128L129 105H126V107H124L123 109H118V102H115V99H122L123 95H124V91H126V88L124 86V82L121 81V78ZM127 76L123 77L122 80H124V78L126 79ZM131 77V78H132ZM136 77V78H135ZM142 77H144L145 79H142ZM48 78V77H47ZM102 78V77H101ZM107 78V77H106ZM111 78V77H110ZM132 78V79H133ZM253 78V76L251 77ZM264 78V76H263ZM109 79V78H108ZM113 79V78H111ZM130 79V78H129ZM260 78H258L259 80ZM37 80V79H36ZM42 79H40L41 81ZM44 80V79H43ZM92 80V79H91ZM107 80V79H106ZM104 80V81H106ZM110 80V79H109ZM137 80V79H136ZM169 80V79H168ZM248 80V79H247ZM246 80V81H247ZM256 80V79H255ZM262 80V79H261ZM34 81V80H33ZM62 81V80H61ZM126 81V80H125ZM129 81V80H128ZM134 81V80H133ZM132 81V82H133ZM257 81V80H256ZM263 81V80H262ZM37 82V81H35ZM39 82V81H38ZM42 82V81H41ZM50 82V81H48ZM108 82V80L106 81ZM111 82V81H110ZM135 82V81H134ZM260 82V81H259ZM1 83V82H0ZM8 83V82H6ZM12 83V82H11ZM57 83V82H56ZM59 83V82H58ZM127 83V82H126ZM150 83V82H149ZM185 83V86H184ZM55 84V83H54ZM53 84V85H54ZM91 84V83H90ZM111 84V83H110ZM113 84V83H112ZM142 84V83H141ZM146 84V85H145ZM154 84V83H153ZM258 84H262L257 83V86L260 87ZM3 85V84H2ZM6 84H4L3 86H5ZM52 84H50L51 86ZM57 85V84H56ZM55 85V86H56ZM59 85V84H58ZM97 85V84H96ZM137 85V84H136ZM134 85V86H136ZM162 85V84H161ZM171 85V86H172ZM256 85V83H255ZM139 86V84L137 85ZM155 87H153V89L147 90L148 88H146V91L143 90L141 91V89H139L141 91V97L143 96V99H148L151 100V102L156 101L158 97H160L161 95V86L158 87V85H154ZM221 86V88H220ZM247 86V85H246ZM256 86V89H257ZM1 87V86H0ZM16 87V86H15ZM19 87V86H18ZM53 87V86H52ZM131 87V86H130ZM140 87V86H139ZM138 87V88H139ZM149 87V86H148ZM152 87V86H151ZM57 88V87H56ZM83 88V86H82ZM133 88V86H132ZM144 88V89H145ZM166 88V87H164ZM243 90H242V89ZM4 89V91H6V88L2 87V90ZM17 89V88H16ZM51 89V90H50ZM119 89V90H118ZM135 89V88H134ZM137 89V88H136ZM135 89V90H136ZM246 89V88H245ZM1 90V91H2ZM10 90V89H9ZM54 90V89H53ZM57 90V89H56ZM59 90V89H58ZM80 90V89H79ZM129 90V89H128ZM138 90V91H139ZM164 90V89H163ZM209 91L206 96L207 97H203V93L206 91ZM218 90V89H217ZM259 91V89H257ZM0 91V93H1ZM82 91V90H81ZM245 91V90H244ZM243 91V92H244ZM11 92V91H10ZM83 92V91H82ZM85 92V90H84ZM91 92V91H89ZM87 92V93H89ZM163 92V91H162ZM242 92V93H243ZM20 93V94H19ZM58 93V92H57ZM55 93V94H57ZM93 93V92H91ZM135 93V92H134ZM166 93V92H165ZM211 93V94H210ZM241 93V94H242ZM256 93V91H255ZM258 93V92H257ZM256 93V94H257ZM85 94V93H84ZM140 94V93H139ZM230 94V95H231ZM234 94V95H235ZM240 94V95H241ZM42 98H41V96ZM59 96V93L57 94ZM99 95V96H100ZM113 95V94H111ZM128 95V94H126ZM239 94L235 95V101L236 98L238 99L239 97H236ZM252 95V94H251ZM258 95V94H257ZM256 95V96H257ZM63 96V95H62ZM61 96V97H62ZM65 96V95H64ZM89 96V95H88ZM98 96V95H97ZM139 96V95H136ZM221 96V95H220ZM224 96V95H223ZM228 96V95H227ZM253 96V95H252ZM19 97H22L23 103V108H24V112L25 113H20V111H23L22 105L19 104L18 99ZM107 97V98H106ZM127 97V96H126ZM131 97V96H129ZM127 97V98H129ZM140 97V98H141ZM222 97V96H221ZM229 97V96H228ZM258 97V96H257ZM65 98V97H64ZM86 98V97H85ZM101 98V97H100ZM103 98V97H102ZM109 98V99H108ZM126 98V99H127ZM134 98V97H133ZM226 98V97H225ZM232 99V97H230ZM229 98V102L233 103V100L231 101ZM93 99V98H92ZM131 99V98H130ZM142 99V100H143ZM244 99V98H243ZM247 99V98H246ZM249 99V97H248ZM247 100H243V104H245V102L248 101ZM252 99V98H251ZM136 100V99H134ZM141 100V99H140ZM225 100V99H224ZM21 101V100H19ZM62 101V100H60ZM69 101V100H68ZM85 101V100H84ZM92 101V100H91ZM123 101V100H120ZM138 101V100H137ZM137 101H134L137 103ZM159 101V100H158ZM220 101V99H219ZM218 101V102H219ZM227 101V102H228ZM250 101V100H249ZM254 101V100H251ZM66 102V100H65ZM75 103V101H73ZM94 102V101H93ZM100 102V101H99ZM125 102V101H124ZM217 102V103H218ZM228 102V103H229ZM73 103V104H74ZM86 103V102H84ZM89 103V100H88ZM123 103V102H122ZM150 103V102H149ZM155 103V102H154ZM215 103V104H217ZM225 103V102H224ZM240 103V104H241ZM251 103V102H250ZM248 103V104H250ZM253 103V102H252ZM19 106H16L18 105ZM60 104V103H59ZM65 104V103H64ZM66 104H68V102H66ZM78 104V103H76ZM87 104V103H86ZM90 104V103H89ZM121 104V103H120ZM140 104V103H139ZM219 104V103H218ZM222 104V103H221ZM230 104V103H229ZM228 104V105H229ZM230 104V105H231ZM57 105V104H56ZM100 105V103H99ZM122 105V104H121ZM135 105V106H134ZM143 105V104H142ZM141 105V106H142ZM154 105V104H153ZM152 105V106H153ZM235 105V104H234ZM60 106V105H59ZM75 106V105H74ZM94 106V105H93ZM92 106V107H93ZM103 106V105H102ZM140 106V105H139ZM144 106V105H143ZM146 106V104H145ZM148 106V105H147ZM146 106V107H147ZM155 106V105H154ZM214 106V105H213ZM217 108L218 106L215 105ZM220 106V105H219ZM222 106V105H221ZM233 107V105H231ZM236 106V105H235ZM249 106V105H248ZM251 106V105H250ZM249 106V107H250ZM18 107H20L18 109ZM55 107V105H54ZM61 107V106H60ZM71 107V106H70ZM85 107V105H84ZM89 107V106H88ZM92 107L90 106L91 109H89V111L92 109ZM101 107V106H100ZM108 107V106H106ZM121 107V106H120ZM150 107V105H149ZM227 107V105H226ZM242 107V104H241ZM245 107V106H244ZM248 107V108H249ZM59 108V107H58ZM135 108V109H134ZM148 108V107H147ZM146 108V110H147ZM213 108V107H212ZM224 107L222 106V109ZM231 108V107H229ZM234 108V107H233ZM243 108V107H242ZM53 109V108H52ZM51 109V110H52ZM66 109V108H64ZM80 109V108H79ZM82 109V107H81ZM86 109H87V105H86ZM96 109H98V107H96ZM220 109V108H219ZM227 109V108H226ZM238 109V108H237ZM241 108H239L240 110ZM244 109V108H243ZM250 109V108H249ZM40 110V111H41ZM47 110V109H46ZM54 110V109H53ZM61 111V108L59 109ZM74 110V109H73ZM136 110V112H134ZM140 110V109H139ZM221 110V109H220ZM219 110V111H220ZM229 110V109H228ZM238 110V111H239ZM246 110V109H245ZM33 111V110H32ZM60 111H53L55 112V115H57V117L59 116V119L62 120V122L64 123L63 125L66 127L65 129H71L76 127L75 124L69 120L68 115L65 112H60ZM79 111V110H78ZM85 111V109H84ZM84 111H82L84 113ZM141 111V110H140ZM143 111V109H142ZM152 111V112H153ZM216 111V114L217 110ZM222 110V114H223ZM241 111V110H240ZM248 111V109H247ZM34 112V111H33ZM50 112V111H49ZM52 112V111H51ZM76 112V111H74ZM80 112V111H79ZM139 112V111H138ZM144 112V111H143ZM149 115L150 110L148 109V111H146ZM151 112V113H152ZM225 112V111H224ZM227 112V111H226ZM246 112V111H245ZM35 113V112H34ZM37 115L38 112L36 111ZM68 113V111H67ZM81 113V112H80ZM87 115L88 112L86 111ZM158 113V114H159ZM212 113V111H211ZM250 113V112H249ZM50 113H48L49 115ZM82 114V113H81ZM80 114V115H81ZM100 114V113H99ZM141 114V113H140ZM145 114V113H144ZM209 114V113H208ZM213 114V113H212ZM219 114V113H218ZM221 114V115H222ZM226 114V113H225ZM248 114V112H247ZM31 115H33V113L31 112ZM73 115V114H72ZM75 115V114H74ZM107 115V114H106ZM147 115V116H148ZM154 115V114H153ZM215 115V114H214ZM242 115V114H241ZM35 116V115H34ZM50 116H53L52 114H50ZM89 116V115H88ZM108 116V117H109ZM161 116V117H159ZM195 116V115H194ZM216 116V115H215ZM214 116V117H215ZM218 116V115H217ZM253 116V115H252ZM32 117V116H31ZM40 118V116H38ZM47 117V116H45ZM56 117V116H55ZM80 117V116H79ZM150 117V116H149ZM156 117V115L154 116ZM221 117V116H220ZM230 117V116H229ZM34 118V117H33ZM81 118V117H80ZM84 118V117H82ZM91 118V116L89 117ZM102 118V117H101ZM106 118V117H105ZM114 118V119H113ZM117 118V119H118ZM152 119H154L153 117H151ZM218 118V117H217ZM216 118V119H217ZM223 118V116H222ZM248 118V117H247ZM54 119V117H53ZM76 119L78 120V118L76 117ZM73 118V120H76ZM94 120H96L95 118H93ZM116 119V120H117ZM150 119V118H149ZM209 119V118H208ZM229 119V118H228ZM49 120V119H48ZM47 120V122H48ZM52 120V118H51ZM61 120H59L61 122ZM81 120V119H80ZM93 120V121H94ZM110 119V121H112ZM196 120V119H195ZM215 120V119H214ZM222 120V119H221ZM250 120V119H249ZM34 121V120H33ZM41 121H45V120H40ZM55 121V119H54ZM79 121V120H78ZM77 121V122H78ZM85 121V120H84ZM98 121V120H97ZM104 121V119L102 120ZM107 121V120H106ZM175 121V120H174ZM177 121V120H176ZM197 121V120H196ZM199 121V120H198ZM197 121V123H198ZM251 121V120H250ZM37 122V120H36ZM51 122V121H49ZM59 122V123H60ZM88 122V121H87ZM117 122V121H116ZM219 122V121H218ZM239 122V121H238ZM53 123V122H52ZM76 123V122H75ZM79 123V122H78ZM89 123V122H88ZM87 123V125H88ZM91 123V122H90ZM178 123V122H177ZM196 123V122H195ZM37 124V123H36ZM42 124V123H41ZM44 124V123H43ZM51 124V123H50ZM57 124V122H56ZM107 124V123H106ZM110 124H114L113 122ZM176 124V122H175ZM49 125V123H48ZM60 125V124H59ZM62 125V123H61ZM83 125V123L81 124ZM90 125V124H89ZM101 125V124H100ZM203 125V124H202ZM245 125V124H244ZM63 126V127H64ZM93 126V125H92ZM112 126V125H111ZM107 125L108 129L111 128L113 129V127H111ZM117 126V124H116ZM170 126V125H169ZM177 126V125H176ZM43 127V126H42ZM47 127V126H46ZM44 126V128H46ZM50 127V126H49ZM57 127V125H56ZM62 127V128H63ZM90 127V126H89ZM98 127V125H97ZM103 127V126H102ZM178 127V126H177ZM53 128V127H51ZM92 128V127H90ZM104 128V127H103ZM193 128V127H192ZM241 128V127H240ZM40 129V128H39ZM77 129V128H76ZM95 128L93 127V130ZM97 129V128H96ZM170 129V128H169ZM173 129V128H172ZM176 129V128H175ZM44 130V129H43ZM48 130V129H47ZM52 130V129H51ZM51 130L48 131L47 133L50 132ZM60 130V127H59ZM59 130L57 132H59ZM62 130V129H61ZM75 130V129H74ZM87 130V129H86ZM85 130V131H86ZM110 130V129H109ZM115 130V129H114ZM166 130V129H164ZM168 130V129H167ZM213 130V129H212ZM238 130V129H237ZM236 130V131H237ZM241 130V129H240ZM56 131V129H55ZM63 131V130H62ZM76 131V130H75ZM84 131V130H83ZM97 131V130H96ZM108 131V130H107ZM173 131V130H172ZM193 132V130H191ZM45 132V131H44ZM43 132V133H44ZM53 132V131H52ZM65 132V130L63 131ZM72 132V131H71ZM70 133V135H72ZM80 132V131H79ZM78 132V133H79ZM82 132V131H81ZM92 132V131H91ZM95 131H93L92 133H94ZM164 132V131H163ZM167 132V131H166ZM177 132V131H176ZM187 132V131H186ZM189 132V131H188ZM187 132V133H188ZM195 132V131H194ZM225 132V131H224ZM46 133V134H47ZM61 133V131H60ZM74 133V132H73ZM97 132L94 133V135H96ZM101 133V132H100ZM103 133V132H102ZM107 133V132H106ZM110 133V132H109ZM113 133V132H112ZM140 133V134H141ZM162 133V131H161ZM169 133V132H168ZM215 133V130H214ZM218 133V132H217ZM233 133V132H232ZM45 134V133H44ZM55 134V132H54ZM75 134V133H74ZM81 134V133H80ZM84 134V132H83ZM99 134V133H97ZM111 134V133H110ZM109 134V135H110ZM139 134V135H140ZM160 134V133H159ZM163 134V133H162ZM161 134V135H162ZM165 134V133H164ZM171 134V133H170ZM213 134V132H212ZM88 135H91L90 132L85 133V136L81 134L82 137H88ZM93 135V136H94ZM114 135V134H113ZM117 137V133L115 134ZM114 135V136H115ZM159 135V136H161ZM167 135V134H166ZM165 135V136H166ZM169 135V134H168ZM177 135V134H176ZM186 134H182L181 137H186L184 136ZM189 135V134H188ZM216 135V134H215ZM213 134V136H215ZM233 135V134H232ZM61 136V135H60ZM59 136V137H60ZM97 136V135H96ZM95 136V137H96ZM99 136V135H98ZM111 136V135H110ZM119 136V137H120ZM144 136V135H143ZM191 136V135H190ZM203 136V135H202ZM46 137V136H45ZM72 137V136H71ZM75 137V136H74ZM90 137V136H89ZM92 137V136H91ZM114 137V138H116ZM120 137V138H121ZM157 137V135H156ZM163 138V135L161 136ZM175 139V135L173 136ZM193 137V136H192ZM192 137H188V138H192ZM44 138V137H42ZM63 138V137H62ZM65 138V137H64ZM73 138V137H72ZM79 138V137H78ZM78 138L76 140H78ZM111 138V137H110ZM113 138V137H112ZM113 138V139H114ZM119 138V139H120ZM141 138V137H140ZM161 138V139H162ZM199 138V137H198ZM214 138V137H213ZM218 138V137H217ZM45 139V138H44ZM59 139V138H58ZM66 139V138H65ZM69 139V138H68ZM71 139V138H70ZM80 139H84L81 138ZM86 139V138H85ZM93 139V137H92ZM101 139V140H102ZM112 139V140H113ZM151 139V138H149ZM158 139V138H156ZM160 139V137H159ZM159 139L157 140L159 142ZM168 139V138H167ZM167 139H165L167 141ZM193 139V138H192ZM210 139V138H209ZM212 139V136H211ZM226 139V138H225ZM67 140V139H66ZM75 140V139H73ZM75 140V141H76ZM116 140V139H114ZM123 140V139H120ZM127 140V139H126ZM130 140V138H129ZM128 140V142H129ZM143 140V139H142ZM142 140L137 139V143L138 145H144ZM147 140V139H146ZM145 140V141H146ZM180 140V139H179ZM186 140V141H190ZM196 140V139H195ZM60 141V140H59ZM69 142V140H67ZM88 141V140H87ZM104 141V143H105ZM119 141V140H118ZM133 141V140H132ZM131 141V143H132ZM135 141V140H134ZM176 141V140H175ZM185 141V143H187ZM192 141V140H191ZM45 142V140H44ZM74 142V141H73ZM81 142V140L79 141ZM83 142V140H82ZM95 142V141H94ZM99 142V141H98ZM120 142V141H119ZM122 142V141H121ZM120 142V143H121ZM125 142V140L123 141ZM177 142V141H176ZM67 143V142H65ZM77 143V142H76ZM74 143V145L76 144ZM86 143V141H85ZM93 144V142H91ZM100 143L102 144V142L100 141ZM99 143V144H100ZM116 143V142H115ZM135 143V142H134ZM133 143V144H134ZM156 143V142H153ZM162 143V142H161ZM173 143V142H171ZM175 143V142H174ZM184 143V142H183ZM184 143V144H185ZM43 144V143H42ZM73 144V143H72ZM81 144V143H80ZM79 144V145H80ZM84 144V143H83ZM88 144V143H87ZM90 144V143H89ZM159 144V143H158ZM163 144V143H162ZM176 144V143H175ZM173 144V145H175ZM177 144H181V146L183 145L182 143H180L178 141ZM176 144V145H177ZM206 144V143H205ZM204 144V145H205ZM68 145V144H66ZM70 145V144H69ZM78 145V144H77ZM96 145V144H95ZM105 145V146H106ZM152 145V144H151ZM165 145V144H164ZM170 145V144H169ZM172 145V144H171ZM191 145V144H190ZM203 145V146H204ZM89 146L90 145H86ZM84 145V148L86 147ZM93 146V145H92ZM104 145L102 146H98V147H105ZM158 146V145H157ZM166 146V145H165ZM179 146V147H181ZM188 144L185 146L187 147ZM69 147V146H66ZM77 147V146H76ZM82 147V146H81ZM134 147V146H133ZM137 147V146H136ZM135 147V148H136ZM142 147V146H141ZM145 147V146H144ZM169 147V146H168ZM174 147V146H173ZM190 147V146H188ZM187 147V150H188ZM71 148V146H70ZM69 148V149H70ZM83 148V147H82ZM87 148V147H86ZM97 148V147H96ZM139 148V146H138ZM143 148V147H142ZM171 148V147H170ZM176 148V147H174ZM184 148V147H183ZM58 149V148H57ZM99 149V148H98ZM131 149V145H129L127 147L126 150ZM141 149V148H140ZM186 149V148H184ZM200 149V148H199ZM63 150V149H62ZM101 150V149H100ZM105 150V148H104ZM103 150V151H104ZM148 150V149H147ZM159 150V147L156 148V151ZM166 150V149H165ZM172 150V149H170ZM85 151V150H84ZM89 151V150H88ZM97 151V150H96ZM95 151V152H96ZM102 151V152H103ZM131 151V150H130ZM134 151V148H133ZM132 151V152H133ZM160 151V150H159ZM163 151V150H162ZM189 151V150H188ZM99 153L101 151H98ZM97 152V153H98ZM138 152V151H137ZM154 152V150H153ZM150 153V154H153ZM166 152V151H165ZM186 152V151H184ZM183 152V153H184ZM208 152V150L206 151ZM131 153V152H130ZM148 153V151H147ZM162 153V152H161ZM158 152V154H161ZM168 153V152H167ZM135 154V153H134ZM137 154V153H136ZM155 154V153H154ZM163 154V153H162ZM166 154V153H164ZM190 154V153H189ZM189 154H187L189 156ZM199 154V153H198ZM208 154H212L211 152ZM206 154V156L208 155ZM169 155V153L167 154ZM214 153L210 156H213ZM216 155V154H215ZM156 156V155H155ZM153 156V157H155ZM186 156V155H185ZM184 156V157H185ZM210 156H208L210 158ZM100 157V159H99ZM205 157V154L203 155L202 158ZM218 157V156H217ZM190 158V157H189ZM197 158V157H196ZM216 157H214L213 159H215ZM219 158V157H218ZM212 159V157H211ZM212 159V161H213ZM191 160V159H190ZM202 160V159H201ZM204 160V159H203ZM218 160V159H217ZM114 161V162H113ZM187 161V160H186ZM189 161V160H188ZM205 161H209L205 158ZM247 161V160H246ZM109 162H113L112 166L110 165ZM191 162V161H190ZM193 162V160H192ZM199 162H203V161H199ZM216 162V161H215ZM188 163V162H187ZM196 163V162H195ZM210 163V162H209ZM212 163V162H211ZM191 164V163H190ZM208 164V162H207ZM206 164V165H207ZM182 165V164H181ZM197 165V164H196ZM199 165H201L199 163ZM198 165V166H199ZM211 165V164H210ZM212 165H214L212 163ZM189 166V163H188ZM202 166L203 163H202ZM187 167V166H186ZM196 167V166H195ZM201 167V166H200ZM189 168V167H188ZM135 169V170H136ZM195 169V168H194ZM189 170V169H188ZM198 170V169H195ZM201 170V169H200ZM211 170V168H210ZM193 171V170H192ZM190 169V173L192 174L193 172ZM203 171V170H202ZM188 172V171H187ZM184 173V172H183ZM201 173V172H198ZM197 173V174H198ZM212 173V172H211ZM201 175V174H200ZM199 175V177H200ZM175 176V177H176ZM197 177V175H195ZM194 176V177H195ZM140 177V178H141ZM174 177V176H173ZM192 177V176H191ZM198 177V178H199ZM139 178V179H140ZM171 178V177H168ZM167 178V179H168ZM183 178V177H182ZM205 179V178H204ZM137 180V178H136ZM147 180V179H145ZM151 180V181H152ZM154 180L152 181V183L154 184ZM180 180V178H179ZM140 184L142 180H139ZM144 181V180H143ZM170 181V180H168ZM177 181V179H176ZM201 181V179H200ZM136 182V181H135ZM148 182H150L148 180ZM195 182V180L193 181ZM197 182V181H196ZM238 182V181H237ZM137 183V182H136ZM156 183V182H155ZM156 183V184H158ZM164 183V184H163ZM172 183V182H171ZM170 183V184H171ZM178 183V182H177ZM199 183V182H197ZM204 183V182H203ZM144 184V183H143ZM142 184V185H143ZM151 184V185H153ZM169 184V183H168ZM167 184V185H168ZM241 184V182L239 183ZM238 184V186H239ZM137 185V184H136ZM139 185V184H138ZM147 185V184H146ZM146 185H145V189H146ZM149 185V184H148ZM150 185V187H152ZM159 185V184H158ZM172 185V184H171ZM174 185V184H173ZM178 185V184H177ZM183 185V184H182ZM187 185V184H186ZM123 186H125V192L128 191L129 192V197H134L132 199H129V197L127 196V199H123L122 196L125 197V192H124V188ZM166 186V185H165ZM170 186V185H169ZM142 187V186H141ZM149 187V186H148ZM147 187V188H148ZM157 187V185H156ZM155 187V188H156ZM172 187V186H171ZM169 187V188H171ZM175 187V185H174ZM139 188V187H138ZM160 188V187H158ZM162 188V187H161ZM194 188V187H193ZM191 188V189H193ZM253 188V187H252ZM141 189V188H140ZM246 189V188H245ZM139 190V189H138ZM143 190V189H142ZM151 190V188H150ZM157 190V189H156ZM171 189H169L170 191ZM173 190V189H172ZM240 190V189H239ZM106 191H111L114 192V194L116 193L117 195H119V197L121 198V200H125V206L123 204V206L125 208L128 209L127 212H125V214H122L123 210H119L117 209V207H113L115 209L114 212L112 210V213L110 212V209H108V206L112 207L114 206V203L116 200H114V196L111 197V195H107L106 197H104L105 195L103 194ZM159 191V190H157ZM162 191V190H161ZM193 191V190H192ZM146 192V190H145ZM174 192V190H173ZM177 192V191H176ZM194 192V191H193ZM163 193V192H162ZM172 193V192H170ZM169 193V194H170ZM179 194V192H177ZM107 194V193H106ZM144 194V193H143ZM147 194H149L147 192ZM152 194V193H151ZM150 194V195H151ZM161 194V193H160ZM165 194V193H164ZM168 194V195H169ZM192 194V192L190 193V195ZM116 195V196H117ZM127 195V194H126ZM158 195V194H157ZM181 195V193H180ZM183 195V194H182ZM194 195V193H193ZM247 195V194H246ZM154 196V195H153ZM166 196V195H165ZM178 196V195H177ZM192 196V195H191ZM118 197V196H117ZM118 197V199H119ZM149 197V196H148ZM160 197V196H159ZM173 197V195L171 196ZM181 197V196H180ZM184 197V196H183ZM116 198V197H115ZM150 198V197H149ZM152 198V197H151ZM163 198V197H162ZM161 198V199H162ZM170 198V197H169ZM168 198V200H169ZM118 199H117V203H118ZM148 199V198H147ZM153 199V198H152ZM167 199V198H166ZM165 199V200H166ZM190 199V198H189ZM249 199V198H248ZM151 200V199H150ZM163 200V199H162ZM161 200V201H162ZM172 200V199H171ZM175 200V199H174ZM180 200V199H179ZM191 200V199H190ZM195 200V199H194ZM193 200V202H194ZM120 201V200H119ZM152 201V200H151ZM154 201V199H153ZM167 201V200H166ZM187 201V199H186ZM196 201V200H195ZM173 202V201H172ZM175 202V201H174ZM180 202H183L182 200H180ZM122 201L120 202L121 205ZM153 203V202H152ZM155 203V202H154ZM167 203V202H166ZM169 203V202H168ZM167 203V205H168ZM179 203V202H178ZM249 203V202H248ZM148 202H147V206H148ZM159 204H161V202H159ZM158 204V205H159ZM181 204V203H180ZM142 205L140 207H142ZM152 206L155 204H151ZM179 205V204H177ZM117 206V205H116ZM146 206V205H143ZM150 206V205H149ZM148 206V208H149ZM161 206V205H160ZM163 206H166L163 204ZM172 206V205H171ZM121 207V206H120ZM123 207V208H124ZM157 207V206H156ZM155 207V208H156ZM251 207V206H249ZM146 207H144L145 210ZM147 208V211L149 210ZM160 208V207H158ZM169 208V207H168ZM175 208H178L175 207ZM186 208V207H185ZM152 209V208H151ZM164 209V208H163ZM167 209V206H166ZM182 209V207H181ZM126 209H124L125 211ZM143 210V211H144ZM156 210V209H155ZM158 210V209H157ZM176 210V209H174ZM151 211V210H150ZM162 211V210H161ZM167 211V210H165ZM164 211V212H165ZM180 211V210H179ZM10 213V212H15V214L13 216L8 215V218L5 219V217L3 218V216L6 215V213ZM160 212V211H159ZM124 213V212H123ZM144 213V212H143ZM146 210H145V214H146ZM149 213V211H148ZM166 213V212H165ZM164 214V213H161ZM144 215V214H143ZM142 215V216H143ZM150 215V213H149ZM149 215H145L148 216L146 218H149ZM168 215V214H167ZM33 216H36V218H34V220H32L31 224L29 223L27 228H22L19 229L21 235H23L22 240H18L17 239V233L18 231H14L12 229V225L14 224L15 221L17 222H21L23 219H30V217L32 218ZM141 216V217H142ZM165 216V215H164ZM139 217V218H138ZM145 218V219H146ZM163 218V215H162ZM150 219V218H149ZM168 219V218H167ZM141 220V219H140ZM143 220V219H142ZM165 220V218H164ZM163 220V221H164ZM30 221V220H29ZM28 221V222H29ZM166 221V220H165ZM169 222V221H166ZM242 222V220H241ZM22 223V222H21ZM170 223V222H169ZM250 223V222H249ZM16 224V223H15ZM19 224V223H18ZM18 224L17 228H18ZM168 224V223H167ZM27 225V224H26ZM31 225V226H30ZM165 225V224H164ZM167 226H170L169 224ZM14 227H16L14 225ZM162 227V226H161ZM172 227V226H171ZM178 227V226H177ZM124 229L123 232L128 231V233H133V235H129L131 236L130 238L126 239L124 235L120 236L119 235V231L118 236L115 233V230H119V229ZM166 228V226H165ZM170 229V228H168ZM178 229V228H177ZM250 229V228H249ZM176 230V229H175ZM181 231V230H180ZM263 231V230H261ZM172 232V231H171ZM192 232V231H191ZM177 233V232H176ZM175 233V236H176ZM164 234V233H162ZM170 234V233H169ZM161 235V234H160ZM159 235V236H160ZM167 235V234H166ZM120 236V237H119ZM124 236V237H123ZM138 236V238L136 237ZM158 236V238H159ZM165 236V235H164ZM169 236V235H168ZM263 236V235H262ZM163 237V236H162ZM174 237V236H173ZM168 238V237H167ZM170 238V237H169ZM153 239V238H152ZM150 239V240H152ZM157 239V238H155ZM163 239V238H162ZM166 239V238H164ZM172 239V238H171ZM180 239V237H179ZM256 239V238H255ZM137 240V242L139 241ZM167 240V239H166ZM174 240V238H173ZM182 240V239H181ZM260 240V239H259ZM162 241V240H161ZM165 241V240H164ZM171 242V240H169ZM261 241V240H260ZM137 242L135 243V246L137 244ZM157 242V241H156ZM178 242V241H177ZM152 243V241H151ZM154 243V242H153ZM165 243V242H163ZM173 243V241H172ZM181 243V242H180ZM132 244V245H130ZM139 244V243H138ZM161 244V243H160ZM168 243H165V245ZM171 244V243H170ZM250 244V243H249ZM257 244V243H256ZM140 245V244H139ZM138 245V246H139ZM151 245V244H149ZM169 245V244H168ZM179 245V244H178ZM242 245V244H241ZM142 246V245H141ZM167 246V245H166ZM249 246V245H248ZM137 247V246H136ZM147 247V245H146ZM154 247V246H153ZM177 247V246H176ZM130 248V249H129ZM149 248V247H148ZM160 248V246L158 247ZM163 248V247H161ZM166 248H170V247H166ZM177 249V248H176ZM248 249V248H247ZM144 250V249H143ZM142 250V251H143ZM148 249H146L147 251ZM152 250V248H151ZM164 250V248H163ZM251 250V249H250ZM141 251V252H142ZM149 251V250H148ZM168 251V250H166ZM172 251V250H170ZM174 251V248H173ZM178 251V250H177ZM264 251V250H263ZM139 252V251H138ZM135 253V252H134ZM169 253V252H168ZM262 253V252H261ZM144 254V252H143ZM147 255V253H145ZM151 254V253H150ZM242 254V253H241ZM141 255V253H140ZM149 255V254H148ZM174 255V254H173ZM176 255V254H175ZM178 255V254H177ZM134 256V255H133ZM137 256V255H136ZM139 256V255H138ZM143 256V255H142ZM141 256V257H142ZM150 256V255H149ZM147 257V256H145ZM174 257V256H173ZM134 258V257H133ZM151 258V257H150ZM149 261V259H148ZM151 261V260H150ZM143 262V261H142ZM147 261L145 260V263ZM152 262H154L152 260ZM151 262V263H152ZM241 262V261H240ZM253 262V261H250ZM248 262V263H250ZM256 262V261H255ZM247 263V262H246ZM254 263V262H253ZM252 263V264H253ZM150 264V263H148ZM154 264V263H153ZM233 264V263H232ZM240 264V263H239ZM256 264V263H254Z\"/></svg>", "mask_w": 264, "mask_h": 264}]
</instances>
